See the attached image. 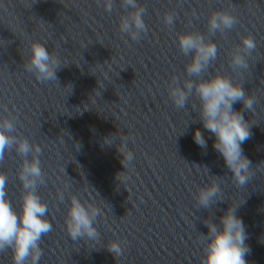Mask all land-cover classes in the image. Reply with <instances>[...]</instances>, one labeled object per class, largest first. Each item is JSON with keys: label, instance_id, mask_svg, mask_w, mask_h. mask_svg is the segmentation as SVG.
Here are the masks:
<instances>
[{"label": "water", "instance_id": "95a60500", "mask_svg": "<svg viewBox=\"0 0 264 264\" xmlns=\"http://www.w3.org/2000/svg\"><path fill=\"white\" fill-rule=\"evenodd\" d=\"M105 2L0 0V130L13 139L0 173L19 214L25 191L19 174L25 161H39L34 191L52 230L39 241L38 264H202L205 221L219 225L229 206L245 225L247 264H264V0H136L145 23L136 39L120 29L134 9L111 0L108 11ZM217 12L234 18L231 28L210 29ZM184 33L199 34L217 49L198 76L186 71L194 53L180 49ZM244 37L254 40V49L244 47ZM34 42L59 59L56 81L36 78ZM237 54L246 66L233 63ZM216 74L254 100L252 110L233 104L251 131L241 145L251 161L243 186L203 127L194 87L182 108L170 96L186 81L195 85ZM196 128L205 148L193 139ZM23 140L27 154L17 150ZM121 148L132 153L131 161L121 162ZM213 182L219 198L205 208L198 193ZM73 198L97 209L95 238L68 234ZM113 241L119 256L108 250ZM0 264H13L10 248L0 251Z\"/></svg>", "mask_w": 264, "mask_h": 264}, {"label": "clouds", "instance_id": "9594fccd", "mask_svg": "<svg viewBox=\"0 0 264 264\" xmlns=\"http://www.w3.org/2000/svg\"><path fill=\"white\" fill-rule=\"evenodd\" d=\"M134 11L128 17H122L120 29L137 38L138 32L145 29L143 20L144 9L139 7L136 0H123ZM106 9L111 11V0H106ZM166 21L171 23L172 17L166 16ZM234 18L223 12L214 13L209 19L210 29L231 28ZM180 49L187 54L190 50L194 53L192 61L187 64L186 71L189 75H199L216 57L214 43H205L199 34L184 33L179 35ZM242 43L247 49H254L255 43L251 37H244ZM31 68L36 72V78L40 81H56V72L60 67L57 57L50 54L45 46L39 42L32 44ZM233 63L237 66H246V61L240 55L233 56ZM195 89L199 97V115L204 129L214 136L213 147L223 157L230 169L237 185L248 184L251 179V161L244 155L241 145L250 138L249 122L244 119L241 111L234 110L233 104L242 102L245 109L252 110L254 100L246 95L243 87L233 83L227 76L216 74L209 79L199 80L193 85L192 81H186L184 88L170 89V96L174 104L184 107L189 92ZM4 129L11 130L12 124L5 121ZM193 139L201 148L206 147L204 135L199 128L193 129ZM106 143L110 141L106 138ZM13 143V139L0 130V158L6 149ZM17 150L22 154L30 151V145L26 140L17 143ZM38 150V149H37ZM123 159L122 163L131 161L133 155L123 148L118 149ZM41 177L39 161L24 162L19 174L20 181L25 191L21 196V211L19 214L13 208L5 191L7 178L0 173V251L11 249L13 264H38L42 251L39 241L42 235L52 230V224L47 220V206L40 200L34 191L36 180ZM220 187L213 182L200 189L198 202L207 208L219 198ZM97 215V209L85 207L78 199L73 198L65 221L68 234L73 240L88 236L95 238L96 229L93 219ZM208 232L207 244L204 248L205 255L202 264H247L246 254L250 252L246 244L247 233L243 220L236 214V207L229 206L220 217V224L212 220L205 221ZM205 236V235H204ZM108 250L116 256L121 254V247L116 242H110Z\"/></svg>", "mask_w": 264, "mask_h": 264}]
</instances>
